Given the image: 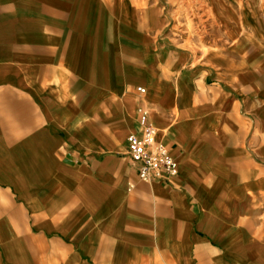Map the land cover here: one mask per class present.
I'll list each match as a JSON object with an SVG mask.
<instances>
[{
    "label": "crops",
    "instance_id": "1",
    "mask_svg": "<svg viewBox=\"0 0 264 264\" xmlns=\"http://www.w3.org/2000/svg\"><path fill=\"white\" fill-rule=\"evenodd\" d=\"M170 2L0 0V264H264V45L203 60Z\"/></svg>",
    "mask_w": 264,
    "mask_h": 264
},
{
    "label": "rangeland",
    "instance_id": "2",
    "mask_svg": "<svg viewBox=\"0 0 264 264\" xmlns=\"http://www.w3.org/2000/svg\"><path fill=\"white\" fill-rule=\"evenodd\" d=\"M168 5L173 36L203 60L221 51L237 60L264 45V0H171Z\"/></svg>",
    "mask_w": 264,
    "mask_h": 264
},
{
    "label": "built area",
    "instance_id": "3",
    "mask_svg": "<svg viewBox=\"0 0 264 264\" xmlns=\"http://www.w3.org/2000/svg\"><path fill=\"white\" fill-rule=\"evenodd\" d=\"M137 91L141 95L146 93L144 88ZM138 113L141 134L127 138V156L137 167L140 182L170 183L179 175L178 163L166 145L157 139L158 130L149 122L148 111L140 108Z\"/></svg>",
    "mask_w": 264,
    "mask_h": 264
}]
</instances>
